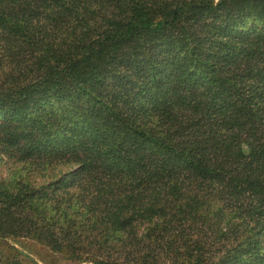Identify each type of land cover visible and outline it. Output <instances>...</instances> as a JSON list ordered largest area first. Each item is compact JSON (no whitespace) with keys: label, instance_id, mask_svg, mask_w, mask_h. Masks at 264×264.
Returning <instances> with one entry per match:
<instances>
[{"label":"trees","instance_id":"16d2710c","mask_svg":"<svg viewBox=\"0 0 264 264\" xmlns=\"http://www.w3.org/2000/svg\"><path fill=\"white\" fill-rule=\"evenodd\" d=\"M0 156V241L264 264V0H0Z\"/></svg>","mask_w":264,"mask_h":264},{"label":"rangeland","instance_id":"374dc122","mask_svg":"<svg viewBox=\"0 0 264 264\" xmlns=\"http://www.w3.org/2000/svg\"><path fill=\"white\" fill-rule=\"evenodd\" d=\"M16 162V161H15ZM16 169L14 160L0 156V178H8ZM12 248L23 264H74L65 254L54 253L48 247L30 238L0 241V249ZM78 264H93L83 262Z\"/></svg>","mask_w":264,"mask_h":264}]
</instances>
